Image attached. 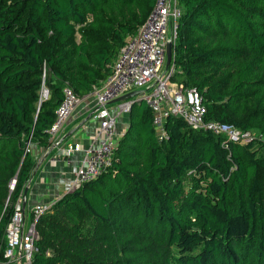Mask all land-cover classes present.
Segmentation results:
<instances>
[{"label": "trees", "instance_id": "trees-1", "mask_svg": "<svg viewBox=\"0 0 264 264\" xmlns=\"http://www.w3.org/2000/svg\"><path fill=\"white\" fill-rule=\"evenodd\" d=\"M155 2L0 0V261L37 166L30 146L50 148L64 90L103 84ZM180 6L171 82L200 93L207 121L264 136V0ZM144 104L112 166L39 218L31 264H264V142L225 143L172 116L159 143Z\"/></svg>", "mask_w": 264, "mask_h": 264}, {"label": "built area", "instance_id": "built-area-1", "mask_svg": "<svg viewBox=\"0 0 264 264\" xmlns=\"http://www.w3.org/2000/svg\"><path fill=\"white\" fill-rule=\"evenodd\" d=\"M182 15L180 0H156L146 23L123 46L109 77L94 88L91 94L96 105L93 118L99 123L100 139L95 147L84 152L69 192L96 180L112 166L119 138L124 133L119 134L117 120L124 113L130 112L134 101L123 102L115 108L112 102L136 90L145 91L139 100L146 103L153 113V126L159 143L168 137L165 124L172 116L183 119L194 131L209 132L225 139V143L264 142V136L258 138L252 136V132L242 131L233 125L207 121V110L196 89H185L182 85H175L173 89L171 78L175 72L174 65L164 72L162 70L167 59V44L176 43ZM64 94L55 122L48 131L50 149H63L61 133L82 103V98L76 96L70 88H66ZM48 97L49 90L44 86L41 98L47 100ZM78 151L79 145H68L65 150L67 155ZM15 185L16 180H12L11 190L15 189ZM23 201L22 198L16 204L14 216L8 225L3 261L31 264L36 252L35 242L39 238L36 224L53 204L36 205L32 210L33 222L30 224L22 206Z\"/></svg>", "mask_w": 264, "mask_h": 264}, {"label": "crops", "instance_id": "crops-1", "mask_svg": "<svg viewBox=\"0 0 264 264\" xmlns=\"http://www.w3.org/2000/svg\"><path fill=\"white\" fill-rule=\"evenodd\" d=\"M135 92L139 93L136 96L137 99L133 100L135 97H132L125 101L113 103V107L115 108L123 102L140 101L139 96L145 91L136 90L131 93ZM95 108V100L91 94L82 98L80 107L61 133L63 149L49 148L46 150L36 145L30 146L31 154L37 165L36 175L31 182L28 197L22 203V206L25 205L23 207L30 224L32 210L36 205L54 204L70 191L77 170L82 163L84 152L98 144L100 139L99 123L93 118ZM117 122L119 134L125 132L130 123L129 113L121 115ZM68 145H79L80 151L67 155L65 150ZM2 264L18 263L16 261H3Z\"/></svg>", "mask_w": 264, "mask_h": 264}, {"label": "water", "instance_id": "water-1", "mask_svg": "<svg viewBox=\"0 0 264 264\" xmlns=\"http://www.w3.org/2000/svg\"><path fill=\"white\" fill-rule=\"evenodd\" d=\"M173 56H174V43L173 42H169L167 44V59H166V69H168L171 64H172V61H173ZM139 93H131V94H127V95H124L118 99H116L115 101L112 102L113 103H117V102H121V101H125V100H128V99H131L132 97H136L138 96ZM36 175V170L34 171L33 175H32V178L31 180L29 181L25 191H24V195H23V200L26 201L27 197H28V193H29V189H30V186H31V182L32 180L34 179ZM25 206V205H23Z\"/></svg>", "mask_w": 264, "mask_h": 264}, {"label": "rangeland", "instance_id": "rangeland-1", "mask_svg": "<svg viewBox=\"0 0 264 264\" xmlns=\"http://www.w3.org/2000/svg\"><path fill=\"white\" fill-rule=\"evenodd\" d=\"M166 70V63H165V66L163 67V72ZM172 85H173V89H174V86L175 85H178L177 83H172ZM147 106V104H144L143 105V107H146ZM252 132V136H255V137H258V138H261V136H263L260 132H258V131H251ZM263 139V141H264V137L262 138Z\"/></svg>", "mask_w": 264, "mask_h": 264}]
</instances>
